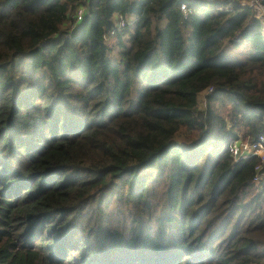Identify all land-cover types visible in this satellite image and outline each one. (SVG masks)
<instances>
[{
	"label": "trees",
	"instance_id": "trees-1",
	"mask_svg": "<svg viewBox=\"0 0 264 264\" xmlns=\"http://www.w3.org/2000/svg\"><path fill=\"white\" fill-rule=\"evenodd\" d=\"M223 4L0 0V264H264L228 151L264 135V19Z\"/></svg>",
	"mask_w": 264,
	"mask_h": 264
},
{
	"label": "built area",
	"instance_id": "built-area-1",
	"mask_svg": "<svg viewBox=\"0 0 264 264\" xmlns=\"http://www.w3.org/2000/svg\"><path fill=\"white\" fill-rule=\"evenodd\" d=\"M207 5H214L217 2H224L225 4L220 5L219 10L229 11L233 7L234 3L238 2L242 5H249L254 8L257 17L264 19V0H201ZM250 2V3H247ZM218 7V6H217ZM181 11L183 12L184 17H188L189 15L195 13V9L193 6L188 3H182ZM87 12L86 4H81L74 13V19L76 22L80 23ZM131 23V19L128 17L120 16L116 21L114 26L111 28L109 34L105 36V38L113 37L118 32L122 31L127 25ZM212 88H210L207 93L211 92ZM228 151L235 162H240L243 160H248L251 157H257L259 159V163L256 165L255 173L253 176V183L257 185L259 188H264V135H260L254 141H246L243 138H236L229 143Z\"/></svg>",
	"mask_w": 264,
	"mask_h": 264
},
{
	"label": "rangeland",
	"instance_id": "rangeland-1",
	"mask_svg": "<svg viewBox=\"0 0 264 264\" xmlns=\"http://www.w3.org/2000/svg\"><path fill=\"white\" fill-rule=\"evenodd\" d=\"M247 3H250V2H247ZM218 8H220V6H218L217 9H218ZM133 21H134V18L131 19V23H133ZM131 23H130V24H131ZM113 37H114V36H113ZM113 37H109V38H107V40H108V39H111V38H113ZM238 40H241V39H238ZM204 96H205V93L202 94V95L200 96L199 101H200V104H201V105H203V98H204ZM241 138H242V137H241ZM233 140H234V139H233ZM231 141H232V140H231ZM231 141H230V142H231ZM114 206H116V205H114Z\"/></svg>",
	"mask_w": 264,
	"mask_h": 264
}]
</instances>
